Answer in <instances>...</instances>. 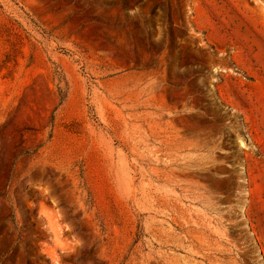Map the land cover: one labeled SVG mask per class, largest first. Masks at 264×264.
I'll list each match as a JSON object with an SVG mask.
<instances>
[{
    "label": "rangeland",
    "instance_id": "obj_1",
    "mask_svg": "<svg viewBox=\"0 0 264 264\" xmlns=\"http://www.w3.org/2000/svg\"><path fill=\"white\" fill-rule=\"evenodd\" d=\"M0 264H264V0H0Z\"/></svg>",
    "mask_w": 264,
    "mask_h": 264
}]
</instances>
